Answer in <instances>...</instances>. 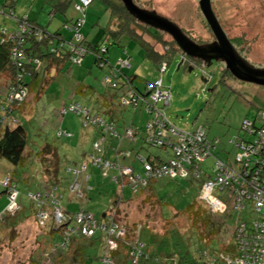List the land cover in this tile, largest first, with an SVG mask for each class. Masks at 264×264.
<instances>
[{
	"label": "rangeland",
	"instance_id": "1",
	"mask_svg": "<svg viewBox=\"0 0 264 264\" xmlns=\"http://www.w3.org/2000/svg\"><path fill=\"white\" fill-rule=\"evenodd\" d=\"M63 1H67L68 19H74L77 15L72 2ZM112 1L117 6L120 5L119 0ZM54 2L56 1L0 0V32L5 29L8 33H13L16 31L18 21L25 18L38 22L51 30H58L63 26L65 18L59 16L53 24L50 22L49 12L53 9ZM137 3L150 10L154 8L161 16L171 19L195 42L212 40L211 33L201 18L198 0H137ZM9 5L13 6L12 15H10ZM213 9L223 30L240 55L252 67L264 69V0H213ZM113 14L112 6L108 5L105 0L92 2L87 13V25L83 30L84 34L89 33L90 42H96L97 38L99 40L101 34L105 33L101 41L102 45L104 41L106 43L109 32L120 30L124 19H119V15L113 16ZM139 25L134 22L129 27V30L135 33L136 38L123 37L125 51L128 50L132 55H128V57H133L134 67L130 71V76L138 77L132 85L140 86V90L145 92L147 83H153L162 78L164 85L170 88L172 93L171 106L166 109L167 119L179 130L205 128L211 140H220L221 142L220 146L214 150V154L227 162L234 160L238 151L230 144V141L239 136L242 124L247 118L255 119L258 112L264 118V87L235 79L227 73L225 65L217 62L212 68H206L204 72L207 75H212L208 84L202 82L201 71L190 73L185 67L179 68V57L173 60L166 73H162L146 57L144 43L161 55H164L166 46L156 43L154 37L146 32V28L152 33H155V30L141 23ZM156 33L162 36L166 42H173L168 35ZM2 40L3 37L0 34V41ZM111 45V47L109 45L111 63L112 66H117L123 55L116 54L114 50L120 46V43L114 44L112 40ZM95 60V54L89 52L82 65H67L66 73L60 77L63 83L59 82L58 75L56 83L39 101H34L31 97L25 111L16 114L27 132L29 153L26 154L25 163L20 166H13L6 160L0 159V214H2L0 219V264H34V257L44 249L40 242L46 238L49 229L57 231L54 223L44 226L34 216L30 217L32 202L29 200L28 194L38 191L43 181L49 182L53 178V173L49 172L47 168L48 162L45 163L46 167L44 168L39 158V152L46 144L59 149L64 161L60 170V180L67 186L71 177L67 175L66 170L74 167L75 164H81L79 157L89 156L90 161L86 162L90 166L87 171L90 180L74 175V179L83 185L84 198L77 199L67 192L64 193L62 206L72 204L70 212H74L75 206L77 208L83 206L96 217L101 218L111 205L114 193L118 190L116 184L110 181V175H108L111 174L110 172L96 168L90 163L92 156H96L93 149V142L96 139L94 140V136L92 137L90 132L92 129L84 128L81 122L82 117L79 118L74 114L63 117L61 109L58 110L62 104L72 101L79 102L90 107L93 111L109 117L105 100H115L114 121L121 128L124 122L130 124L133 121L134 128L138 132L137 142L133 149L144 156L161 154V151L148 148L145 144L148 124L147 112L143 109L135 111L132 106L129 108L120 106L122 94H128L131 97L129 88L132 85L123 87L119 93L105 85L103 82L104 72L95 65ZM66 84L70 85L66 86ZM80 86H87L88 94L83 96L76 94L75 91ZM65 93L67 94L65 95ZM3 99V89L0 88V104ZM162 107L163 105H160V108ZM69 127L72 128L71 132L74 135L77 134L79 137L83 134L84 136L83 142H86L84 149L79 151L81 155H78L75 148L77 139L71 143L74 138L73 134V138H69L70 141L58 136L60 132ZM86 137L89 139L86 140ZM105 149L107 150L102 157L114 159V150L110 148L109 144L105 146ZM168 155L169 153L165 157ZM84 159L82 158V160ZM122 162L137 166V172L142 173V166L134 162V157ZM213 164L214 160L208 159L204 165L209 174L212 173L209 168ZM8 178L13 179L20 190L17 202L20 207L17 208V213L15 207L7 209L8 201L4 194L3 182H6L5 180ZM87 185L94 190L89 197L85 192ZM154 191L157 198L153 196L151 190L142 194L141 197H133L130 190H124L123 196L126 200L119 204V214L117 215L119 221L125 226L135 224L144 226L156 236V239L163 238L166 231L173 228L174 224L185 230L187 222L178 213L198 201L202 194L201 183L179 178H165L154 183ZM219 197L224 201H227L226 198H228L226 193L220 194ZM249 211L252 212V209L249 208ZM5 212L8 214V219L3 217ZM19 216L29 218L24 219ZM252 216L253 219L257 217L254 213ZM237 217L238 213H234L225 219L229 229H234ZM54 238L56 241L59 240V234L57 233Z\"/></svg>",
	"mask_w": 264,
	"mask_h": 264
},
{
	"label": "trees",
	"instance_id": "2",
	"mask_svg": "<svg viewBox=\"0 0 264 264\" xmlns=\"http://www.w3.org/2000/svg\"><path fill=\"white\" fill-rule=\"evenodd\" d=\"M54 1L56 2H54L53 9L49 12V17L51 19L50 22L53 24L54 21H57L56 19L59 16L65 18L63 26L58 30H51V28L43 27L38 24V22L30 21L29 18H25L18 21L16 31L13 33H8L5 29L0 32L3 37V40L0 41V88L3 89L4 95L3 102L0 104V159L6 160L13 166L24 164L26 154L29 153L27 132L16 114L25 111V108L28 105L27 102L31 97H33L34 101H39L43 95L53 87L56 83L55 81L66 73V66L69 64L74 65L71 60L72 56H74V53H72V46L74 45L73 36L75 34L73 28L78 25L81 18H84L85 21L80 29L85 37V42L82 46L87 50L86 56L89 52L95 54V64L102 63L103 65L109 66L107 64V55L109 45L110 47L112 46V40L114 44L118 45V38L120 39L123 36L136 38L135 33L129 30L130 24L132 25L134 20L132 22L129 21L124 15L125 9L122 6H117L112 0H105L108 5L112 6L114 13L113 16L119 15V19H124V23L119 31L109 32L107 34L106 43L104 41L102 45L101 43L90 45L83 32L87 24V13L89 9L84 15H82L75 9V5L79 0H68L72 2L74 11L77 15L74 19H68L66 12L67 1L64 2L63 0H59L58 3L57 0ZM9 7L10 15H12L13 6L9 5ZM135 23L137 25L140 24L138 22ZM143 29L145 28L143 27ZM151 35L154 37L156 43H162L164 47H169V50H166L164 55H161L156 50L151 49L147 43H144L146 57L155 64L157 69L160 70L164 62H167V65L169 66L182 51L172 43L166 42L158 33L151 32ZM103 47H105V52L102 50ZM98 68L104 72L103 77L109 72L108 67ZM129 70L130 69H123L121 76H117L115 79L118 85L116 89L109 85L107 86L119 93L123 90V87L126 88L134 84L131 83V78L129 79L128 76L125 75V73L128 75L130 74ZM58 75L59 77L57 79ZM59 82L62 83L61 79H59ZM69 85L70 84H66V86ZM86 88L87 86H80L75 93L81 96L86 95L88 94ZM130 88H133L139 95H146L145 92L140 90V86L134 87L132 85ZM68 90L70 91V89ZM20 91H25L26 97L22 101L15 100L13 97L14 93ZM66 94L67 93H65V95ZM124 95L125 94H122L121 97ZM114 101L115 100H105L109 117L103 116L95 111L93 112V115L99 114L107 122H112L117 129V133L121 135L125 132V129L133 127L134 141L131 142L130 139L127 138L122 142H118L120 145L124 142L123 146H125L123 151L131 153L132 157L130 159L134 157V162H137L138 165L140 164L142 166V173L140 174L137 172V166L124 164L119 160L118 156H115L114 159H107L105 156L102 158L104 162L111 163L112 165L123 167L131 166L135 175H141V177H144V165L139 160H136V157H143L152 166L159 167V165L169 161V156L165 157L168 152L163 148L152 146L147 141L150 135L147 129V136L145 139L146 146L161 151V154L158 156L152 154L144 156L139 151L134 150L133 147L138 138V132L134 128V122L132 121L130 124L124 122V125L121 128V126L114 121ZM74 102L75 101L64 103L62 104V107L68 104H73ZM138 109L142 108L139 107ZM138 109L136 111H138ZM260 111L263 112V110ZM258 114L259 112L257 115ZM257 126L256 133L252 135L253 141L259 137V132L261 130L259 124ZM87 128L94 129L98 133L95 142H98L102 137L108 135L103 127L89 126ZM107 142L109 141H106V144ZM220 143L221 142L217 145V148L220 146ZM231 145L239 152L233 144ZM214 156L216 155L214 154ZM39 158L41 159L44 168L46 167L45 163L48 162L47 168L49 172L53 173V178L49 182L43 181L38 191H32L28 194V198L32 202V215L30 217L34 216L39 222H41L40 215H47V219L44 220L43 225L48 226L54 223L57 231L54 232L49 229L46 238L40 242L43 244L44 249L34 257V264H105V257L110 259V264H228L227 259H234L239 254L236 228L240 220L244 218L243 220L248 222V219L251 218H248L249 215L244 216V213H242L241 216L238 214L234 229H229L227 226L228 222L225 219L236 212L232 213L233 211L229 210L224 214H218L210 210L208 205L201 200L203 195L202 189L205 183L204 180L179 178L180 180L185 181L200 182L202 194L198 201L193 202L183 211H179L178 213L182 215L187 222L185 230H182V228L174 224L173 228L166 231L163 238L156 239V236L144 226L136 224L133 226L123 225L117 217L119 214V204L126 200L123 196V192L126 189L130 190L133 197H141L142 194L151 190L154 194L153 196L157 198L154 191V183L170 177L155 178L151 176L148 179L146 187L139 185L137 190L133 192L128 184L129 178H127V180H122V178H119L116 169H109L107 172L111 173L108 174L110 175V181L113 182V184H116L118 190L114 193L115 195L108 210L102 214L101 218H98L83 206H80L79 208L75 206L74 212H70L72 204L62 206L65 192L77 199L84 198L82 183H80L82 185V197H79L78 195L76 196L70 189L74 183V176L72 171L69 172V170L78 167H72L66 170L67 175H70L71 177L67 186L60 180V170L64 161L60 155L59 149L50 144H46L41 148ZM126 158L129 159V157ZM225 162L230 164L227 161ZM212 167L209 169L212 170ZM96 168L102 169L101 167ZM81 177L85 179L87 178L85 175ZM87 179L89 180L90 177ZM6 180L10 181V185L19 192L17 196L18 202L20 190L17 183L11 178ZM124 181L126 183L125 186H123ZM3 188L9 206L10 189ZM93 191V188L87 185L85 191L87 197H89ZM38 194L42 200L40 203L34 201L30 197L31 195ZM250 206L251 205H248V209ZM18 207L20 206L18 205ZM56 209L61 211L65 216V222L58 227L55 222ZM80 214L90 217V220H85L84 224L78 223L77 216ZM3 217L6 219L9 218L7 214H4ZM19 217L24 219L29 218ZM86 224L96 227L93 229L92 236H87L83 233ZM122 229L125 232L124 236L120 235ZM111 231H114L113 235L110 234ZM57 233L59 234V240L56 241L54 237ZM112 240L116 243V248L110 251L109 243Z\"/></svg>",
	"mask_w": 264,
	"mask_h": 264
},
{
	"label": "built area",
	"instance_id": "3",
	"mask_svg": "<svg viewBox=\"0 0 264 264\" xmlns=\"http://www.w3.org/2000/svg\"><path fill=\"white\" fill-rule=\"evenodd\" d=\"M94 0H79L75 5L76 11L82 15L89 9ZM84 18H81L78 25L73 28L74 30V45L72 46V62L73 64L80 65L86 57L87 50L82 46L85 42V37L81 32L84 24ZM105 52V47L102 49ZM100 68L108 66L102 63L98 64ZM168 65L163 64L160 68L162 73H166ZM109 68V67H108ZM104 76V83L113 88H117V76L122 74L123 69H131L128 60L119 61L117 66H111ZM146 95H139L133 88H129L131 97L125 94L120 100L121 106L129 108L133 107L136 111L139 107L145 110L148 114L147 131L150 133L148 142L154 147L165 149L169 153V161L159 167L152 166L145 158L136 157L145 169V176L135 175L131 166L123 167L112 165L111 163L104 162L102 155L105 152V144L108 139L115 138L117 141L122 142L124 139L134 141L133 127L125 129L121 135L117 133V129L112 122H107L101 115H93L92 109L80 103H73L61 108V115L67 116L74 114L81 116L84 119L85 127L96 126L103 127L107 134L102 137L98 142H95L93 149L96 156H92L91 162L96 167H101L106 172L109 169H116L119 178L127 180L129 178V186L134 192L137 187L141 185L146 187L149 177L155 178L170 177L181 179H195L204 180L203 195L201 200L205 202L210 210L218 214H224L229 210L236 212L239 216L246 213L244 216H250L251 219L239 221L236 228V236L239 246V254L234 259H227L228 264H264V118L258 114L254 120L246 119L242 124L240 135L230 141L238 150V154L234 160L226 163L214 156V150L220 140H211L208 131L203 127H198L192 130H179L176 128L166 117V109L171 106L172 93L170 88L164 85L163 79H158L153 83H147L145 87ZM15 100L22 101L26 97L25 91L14 93ZM160 105H163L160 108ZM261 127L259 137L253 141L252 135L256 133L257 125ZM59 137L69 139L72 134L68 131L59 133ZM118 150H114L117 153ZM126 157L131 153H126ZM208 159H213L214 164L212 173L209 174L204 165ZM79 168V169H78ZM78 168L69 170L72 171L73 176L81 177L86 175V166L83 165ZM210 170V169H209ZM71 192L82 197V185L73 180ZM4 187L9 190V208H16L18 211L17 196L19 192L10 185V181L6 180L3 183ZM126 183L124 181L125 186ZM226 193L228 196L227 201L219 197L220 194ZM31 199L40 203V195H31ZM52 197V195H51ZM248 205L252 212L249 211ZM19 209V208H18ZM7 211V210H6ZM14 212V213H15ZM12 213V214H14ZM17 213V212H16ZM252 213L256 214V219H253ZM7 214V212H5ZM8 215V214H7ZM2 215L0 214V219ZM41 223L47 219V215L41 214ZM90 217L80 214L77 216V222L84 224L85 220L89 221ZM57 220V221H56ZM55 222L60 225L65 222V216L61 211L56 209ZM58 222V223H57ZM96 227L86 224L83 233L87 236H92L93 229ZM111 235L114 231L110 232ZM121 236L125 235L124 230H121ZM116 243L112 240L109 243V250H114ZM105 264H110V259L105 257Z\"/></svg>",
	"mask_w": 264,
	"mask_h": 264
},
{
	"label": "water",
	"instance_id": "4",
	"mask_svg": "<svg viewBox=\"0 0 264 264\" xmlns=\"http://www.w3.org/2000/svg\"><path fill=\"white\" fill-rule=\"evenodd\" d=\"M123 2L129 12L137 18V22L146 25L152 30L169 34L184 55L206 59L209 62L207 68H210L215 62H222L225 65V69L235 79L264 87V69L252 67L235 49L213 11L212 0L200 1L201 11L216 37L215 43L206 46L197 44L177 24L161 17L156 12L140 9L133 0H123Z\"/></svg>",
	"mask_w": 264,
	"mask_h": 264
},
{
	"label": "crops",
	"instance_id": "5",
	"mask_svg": "<svg viewBox=\"0 0 264 264\" xmlns=\"http://www.w3.org/2000/svg\"><path fill=\"white\" fill-rule=\"evenodd\" d=\"M87 25V24H86ZM89 33H85L84 35L87 37V41L89 42V44L90 45H97V44H100L101 43V41H102V39H103V36L105 35V33H103V34H101L102 36L99 38V40H98V38H97V41L96 42H90L89 41V39H88V37H89V35H88ZM88 35V36H87ZM100 35V34H99ZM124 37V36H123ZM123 37L122 38H118V44L120 43V46L119 47H117L115 50H114V52L116 53V54H119V53H121V55H123V56H121V60L120 61H126V60H128L129 61V63H130V65H131V69L129 70V71H131L132 69H133V67H134V64H133V57H128V55L129 56H132L129 52H128V50L127 51H125V48H124V45H123ZM115 41V40H114ZM122 43V44H121ZM124 51V52H123ZM110 53H111V49H110V47H109V51H108V55H107V59H108V62H107V64L109 65L108 67V71H109V69H111L112 70V68H111V66H112V61H111V58H110ZM127 55V56H126ZM155 65V64H154ZM157 68V67H156ZM110 72V71H109ZM107 74V73H106ZM125 75L126 76H128V78L130 79L131 78V83H134V82H136V79H138V77H135V75H133V76H130L131 74H127V73H125ZM119 76H121V75H119ZM60 79V78H59ZM57 81V80H56ZM55 81V82H56ZM62 81V80H61ZM62 83H63V81H62ZM74 103H76V102H74ZM78 103V102H77ZM81 104V103H80ZM83 105V104H82ZM62 107V106H61ZM60 107V108H61ZM88 107V106H87ZM60 108H58V110L60 109ZM90 108V107H89ZM91 109V108H90ZM94 111L92 110V113H93ZM79 118L81 117V116H78ZM81 122H82V124H83V126H84V128H86L85 127V125H84V119H81ZM69 129H70V131H69ZM64 131H68L69 133H71V134H73L71 131H72V128H67V129H64ZM91 134H92V137L94 136V140L96 139L97 140V137H98V133L96 132V130H94V129H92L91 131ZM58 136H59V134H58ZM74 137V138H73ZM73 139H72V142L71 143H74L75 142V140L77 139V141H76V143H75V148H76V150L78 151V155H81V154H79L80 152L79 151H81V150H83L84 149V144H85V142H83V134H81V136H77V134H73ZM87 138V137H86ZM89 138H87L86 140H88ZM67 141H70L69 139H66ZM74 140V141H73ZM107 141H109V142H107V144H109L110 145V148L111 149H113V150H118L117 151V153L116 152H113L114 153V156H118L119 157V160L120 161H123V160H128L127 158H126V152L125 151H123L124 150V146H123V144H124V142L123 143H121V145H120V143L115 139V138H108L107 139ZM94 143H95V141L93 142V145H94ZM106 144V145H107ZM73 145V144H72ZM122 147H123V149H122ZM116 148V149H115ZM107 150V149H106ZM130 154V153H129ZM106 157V156H105ZM107 157H110V155H107ZM129 157V159L132 157V155H130V156H128ZM82 158H85L84 160H82ZM87 160H89L90 161V159H89V156L88 155H86V157L84 156V157H79V161H80V163L82 164H75L74 165V167L76 166V167H81V166H83V165H85L86 166V168H87V170L86 171H88V168L90 167V166H88V163L86 162ZM79 163V162H78ZM90 163H92V162H90ZM79 165H81V166H79ZM91 165H93V164H91ZM90 180V179H89Z\"/></svg>",
	"mask_w": 264,
	"mask_h": 264
},
{
	"label": "flooded vegetation",
	"instance_id": "6",
	"mask_svg": "<svg viewBox=\"0 0 264 264\" xmlns=\"http://www.w3.org/2000/svg\"><path fill=\"white\" fill-rule=\"evenodd\" d=\"M111 1V0H110ZM120 1V5L119 6H122L124 9H125V16L129 19V21H133L134 20V22H137V18L133 15V14H131L130 12H129V10H128V8L125 6V4H124V2H123V0H119ZM200 1L201 0H198V5H199V8H200ZM133 2L135 3V5L136 6H138L140 9H142V10H145V11H150V12H156L158 15H160L161 16V14H159V12L156 10V9H152V10H150V9H148V8H146L145 6H142V4H138L137 3V0H133ZM212 8H213V0H212ZM199 11H200V15H201V18H202V20L206 23V25L205 26H207V29H209V31H210V33H211V39L212 40H210V41H201V42H196L197 44H199L200 46H206V45H209V44H213V43H215L216 42V37H215V35L213 34V32H212V30H211V28H210V26L208 25V23H207V21H206V18H205V16H204V14H203V12L201 11V8L199 9ZM213 11H214V9H213ZM214 13H215V11H214ZM215 15H216V13H215ZM217 16V15H216ZM161 17H164V16H161ZM164 18H166V17H164ZM218 18V17H217ZM127 19V20H128ZM167 19V18H166ZM168 20H170L171 21V19H169L168 18ZM143 25V24H142ZM156 31V30H155ZM146 32H148L150 35H151V32L150 31H147V29H146ZM156 32H159L160 34H162V33H164V32H161V31H156ZM226 33V32H225ZM164 34H166V35H168L171 39H172V41L173 42H171L175 47H178V45L175 43V41L173 40V38L169 35V34H167V33H164ZM152 36V35H151ZM228 36V35H227ZM153 37V36H152ZM109 38V37H108ZM230 39V38H229ZM232 42V41H231ZM175 43V44H174ZM233 43V42H232ZM177 45V46H176ZM234 45V44H233ZM235 47V46H234ZM166 50H169V47L167 46L166 47ZM179 50H180V48H179ZM239 52V51H238ZM239 54H240V52H239ZM179 57V59H180V66H181V68L182 67H185L186 68V70L187 71H189V72H193V71H197V72H199V71H201L202 72V75L203 76H201V80H202V82L203 83H205V84H208L209 82H210V77L212 76L211 74H209V75H207V74H205L204 72L206 71V68H207V65L209 64V62L208 61H206V59H203V58H194V57H189V56H186V55H184L182 52L179 54V55H177L176 56V58H178ZM216 63V62H215ZM215 63L210 67V68H212L214 65H215ZM217 63H222V62H217ZM223 64V63H222ZM96 66H98V64H95ZM224 65V64H223ZM99 67V66H98ZM209 68V69H210ZM208 69V68H207ZM226 70V69H225ZM227 71V70H226ZM227 73H229V71H227ZM230 74V73H229Z\"/></svg>",
	"mask_w": 264,
	"mask_h": 264
},
{
	"label": "clouds",
	"instance_id": "7",
	"mask_svg": "<svg viewBox=\"0 0 264 264\" xmlns=\"http://www.w3.org/2000/svg\"><path fill=\"white\" fill-rule=\"evenodd\" d=\"M61 108H62V107H61ZM61 108H60V109H61ZM63 117H66V116H63ZM248 119H249V118H248ZM250 120H251V119H250ZM253 120H254V119H253ZM241 129H242V128H241ZM240 133H241V132H240ZM239 135H240V134H239ZM237 137H238V136H237ZM237 137H236V138H237ZM86 177L89 178V177L87 176V171H86Z\"/></svg>",
	"mask_w": 264,
	"mask_h": 264
}]
</instances>
